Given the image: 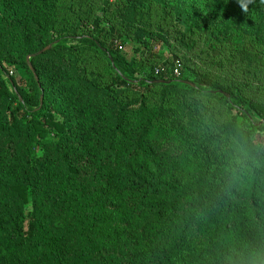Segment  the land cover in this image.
<instances>
[{"label": "trees", "instance_id": "obj_1", "mask_svg": "<svg viewBox=\"0 0 264 264\" xmlns=\"http://www.w3.org/2000/svg\"><path fill=\"white\" fill-rule=\"evenodd\" d=\"M208 2L218 19L196 21L214 40L242 36L264 49L262 0L247 11L246 0ZM60 5L0 0V264H223L230 246L264 243V152L231 186L224 173L228 139L237 127L249 137L260 129L250 112L262 105L240 96L225 71L153 74L96 20L91 33L42 42ZM179 5L169 9L188 22ZM148 11V0H122L118 29L142 42ZM46 47L28 67L24 58ZM11 52L28 76L23 88L3 67ZM249 53L225 47L214 57L247 72L258 61ZM83 58H102L107 77Z\"/></svg>", "mask_w": 264, "mask_h": 264}, {"label": "rangeland", "instance_id": "obj_2", "mask_svg": "<svg viewBox=\"0 0 264 264\" xmlns=\"http://www.w3.org/2000/svg\"><path fill=\"white\" fill-rule=\"evenodd\" d=\"M208 1L160 0L158 4H155L153 0H148L149 19L147 23L150 25L151 30L142 37V42L136 43L126 37L124 31L118 29L119 18L114 9L116 10V6L122 4V0H60L59 13L61 15L47 18L44 23V32H39L37 36L42 38V42H45L49 39H55L57 36L71 33L74 29L91 33V23L96 20L97 30L103 28L107 35H109V31H118L119 35H117L118 38L114 40V43L116 46H120L119 51L127 59L132 58L134 63L137 61L146 69H151L153 74L162 70L167 76L176 77L178 75V65H185L190 70L198 73L207 70L221 76L225 71L226 75L224 76L233 78L242 85L237 89L240 96L246 100L259 103L264 108V62L259 58L262 57L264 60V49L242 36H238L237 40L231 36V38L224 39L228 40L226 42H221L224 40H214L209 32H206V28L199 26V22L196 21V17L207 21L218 19L215 9ZM176 3L186 9L185 12L181 11V13L189 14L191 18L188 22H178L176 19L177 13L170 11L169 6ZM162 7L164 8L163 13L160 12ZM79 11L84 13L80 16V19H76L73 14L77 15ZM41 20H43V17H41ZM179 36H182V38L179 39ZM191 41H193L192 46ZM73 44H77V42L72 39L66 41L65 45ZM225 47L228 49L234 47L237 50H241L243 47L248 48L251 50L248 55L252 57L251 60L257 59L258 61L250 64V67L246 70L247 72L241 70L243 63L235 58L234 65L231 63L222 64L219 58L214 57V55ZM33 50L35 49L30 51L33 52ZM41 50H38V52ZM253 51H256V54ZM258 51L263 53L259 54ZM195 55L197 58H194ZM209 55L213 62L208 58ZM14 58H16V55L11 52L9 55L11 62L5 60L3 67L7 74L14 78L19 88H23V80L27 81L28 76L18 63L21 58H16L17 61L12 62ZM29 58L30 56L24 58L28 67L30 66ZM83 59L87 69H98L104 78L107 77L106 64L102 58ZM244 60H246V57ZM254 66H258V72L252 69ZM173 70H176V74ZM136 76L138 75L136 74ZM188 79L190 80L191 77H188ZM52 116V120H60V116L54 111H52ZM250 116L254 122H261L260 124H262L260 129H252L250 136L254 138L257 144H264V113L258 114L251 111ZM237 122L241 123L242 120L237 119ZM245 129L249 128L245 126ZM41 155L42 151L37 150L35 156L40 157Z\"/></svg>", "mask_w": 264, "mask_h": 264}, {"label": "clouds", "instance_id": "obj_3", "mask_svg": "<svg viewBox=\"0 0 264 264\" xmlns=\"http://www.w3.org/2000/svg\"><path fill=\"white\" fill-rule=\"evenodd\" d=\"M251 2L252 0H246V3L241 6L242 10L247 11V4ZM257 152H264V144H257L254 138L246 135L242 127H237L225 148V183L231 186L253 165L258 164ZM223 264H264V243L230 246L224 253Z\"/></svg>", "mask_w": 264, "mask_h": 264}, {"label": "water", "instance_id": "obj_4", "mask_svg": "<svg viewBox=\"0 0 264 264\" xmlns=\"http://www.w3.org/2000/svg\"><path fill=\"white\" fill-rule=\"evenodd\" d=\"M47 48H43L41 51H39V52H37V53H35V54H32L30 57H32V56H34V55H38V54H40V53H42L44 50H46ZM109 61H110V59H109ZM111 62V61H110ZM111 67H113V65L111 64ZM157 82H161V81H157ZM188 84V83H187ZM189 85L190 86H192V84H190L189 83ZM40 104H41V96L39 97V106H40Z\"/></svg>", "mask_w": 264, "mask_h": 264}, {"label": "built area", "instance_id": "obj_5", "mask_svg": "<svg viewBox=\"0 0 264 264\" xmlns=\"http://www.w3.org/2000/svg\"><path fill=\"white\" fill-rule=\"evenodd\" d=\"M174 71V73L176 74V70H173Z\"/></svg>", "mask_w": 264, "mask_h": 264}]
</instances>
